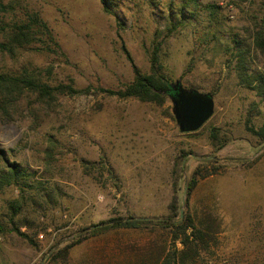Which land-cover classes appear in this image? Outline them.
Instances as JSON below:
<instances>
[{
	"label": "rangeland",
	"instance_id": "374dc122",
	"mask_svg": "<svg viewBox=\"0 0 264 264\" xmlns=\"http://www.w3.org/2000/svg\"><path fill=\"white\" fill-rule=\"evenodd\" d=\"M105 1L112 13L101 0H0V42L25 12L37 13L52 35L13 56L0 53L1 72L28 69L51 86L90 88L46 101L23 94L0 109V149L28 173L0 192V264H47L65 246L67 256L51 264H264V142L246 129L264 123V99L237 74L243 51V73L264 75L246 30L259 0H197L199 13L206 3L222 7L219 26L200 13L172 32L168 11L183 0ZM122 45L141 72L155 51L171 83L211 93L208 120L180 132L168 96L158 104L96 91L133 79ZM196 169L203 177L187 195ZM183 215L207 240L184 263L173 228L86 230L112 218Z\"/></svg>",
	"mask_w": 264,
	"mask_h": 264
},
{
	"label": "trees",
	"instance_id": "16d2710c",
	"mask_svg": "<svg viewBox=\"0 0 264 264\" xmlns=\"http://www.w3.org/2000/svg\"><path fill=\"white\" fill-rule=\"evenodd\" d=\"M103 9L106 12L112 13L109 9L105 0H101ZM231 4L239 6L242 3L254 4L255 0H228ZM257 12L247 13L248 27L247 32L249 33L250 46L255 52L261 55L264 59V0L258 1ZM194 6L195 9L192 8ZM199 8L197 0H183L178 8L173 10V7L168 11L167 14V27L168 31L172 32L178 26L186 23H193L198 20V14L202 13L206 19V24L219 26L220 18L218 17L222 7L217 3H206L201 6L200 13L196 12ZM117 18V17H116ZM119 19L117 18V23ZM4 39L0 42V53H6L10 56L16 54L17 49L23 48L33 40L45 37L47 40L52 39L50 30L46 23L38 16L35 12H25L22 16L18 17L10 27L3 29ZM232 43L241 49V41L236 36L231 38ZM122 51L130 61L133 71V79L127 83L123 89L120 90H109L104 88H98L96 91L106 92L108 94H114L120 98L134 97L140 101L162 103L164 99L171 92L169 89L170 79L163 72L161 62L159 61L157 52H153L150 57V71L148 73L141 72L132 62L130 55L125 49L124 45L121 46ZM157 49V48H155ZM238 57L242 58L237 69V74L240 80L246 83L250 89H257L258 93L264 99V75L260 72L254 74L243 73L246 70L243 65L244 52L240 51ZM67 92V93H83L90 92V88L76 89L71 85H57L51 86L46 82H43L40 77L36 75L35 71L23 69L17 73L13 72H1L0 71V109L4 111L7 106L11 105L23 94H32L38 101H46L54 98L56 92ZM162 91H165L162 93ZM246 129L262 142H264V123L261 126L255 127L247 124ZM211 137L217 139V129L213 127L210 131ZM224 145V141L218 145L221 148ZM28 173L25 169L20 168V165L8 158L3 149H0V192L5 187L14 184L19 185V182H25L27 180ZM203 175L199 172V169L193 171L190 180L186 186V194L189 195L196 187L199 179ZM150 225H162L166 228L174 230L172 241L178 240L182 249L180 250L179 260L184 263L186 259L191 255H197L198 248H205L207 240L204 239V234L200 232L191 218L190 215H183L177 219L169 217L166 220H154L140 217H127V218H112L107 221H103L92 225L88 230L90 235H97L105 232L109 229L115 228H133L139 229ZM0 231L3 228L0 224ZM13 231L19 236L26 239L29 243H32V239L26 234L19 231L18 228H14ZM67 248L63 247L49 256L47 264L54 263L58 258H65L67 256ZM192 254H189L191 253Z\"/></svg>",
	"mask_w": 264,
	"mask_h": 264
},
{
	"label": "water",
	"instance_id": "95a60500",
	"mask_svg": "<svg viewBox=\"0 0 264 264\" xmlns=\"http://www.w3.org/2000/svg\"><path fill=\"white\" fill-rule=\"evenodd\" d=\"M169 89L171 90L168 94L172 103L171 111L180 132L198 130L212 115L214 102L211 93H201L192 88H185L179 80L170 83Z\"/></svg>",
	"mask_w": 264,
	"mask_h": 264
}]
</instances>
